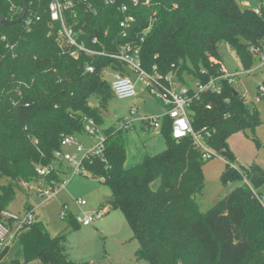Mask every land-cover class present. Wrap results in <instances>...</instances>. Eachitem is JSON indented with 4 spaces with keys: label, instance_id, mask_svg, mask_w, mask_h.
<instances>
[{
    "label": "trees",
    "instance_id": "1",
    "mask_svg": "<svg viewBox=\"0 0 264 264\" xmlns=\"http://www.w3.org/2000/svg\"><path fill=\"white\" fill-rule=\"evenodd\" d=\"M49 1L29 0L19 24H0V223L10 229L14 222L2 213L16 189L41 181L53 189L64 181L65 163L55 157L61 140L85 135L84 117L95 125L101 122L100 112L88 107V97L95 95L105 103L111 93L102 71L124 69L107 57L82 53L72 57L71 49L57 38L59 24L50 20ZM71 1L64 17L80 41L109 54L126 43L138 46L147 72L155 67L162 75L173 73L182 79L189 74L195 82L206 83L224 75L218 54L221 43L234 49L244 71L264 52V7L255 13L240 10L235 0H154L148 7H133L127 0H113L108 6L88 0L97 12L92 15L82 3ZM23 5L24 0H0V15L17 20ZM122 6L126 13L120 11ZM126 16L133 21L120 26ZM93 37L98 46L90 45ZM87 66L93 72H86ZM219 82L221 94H201L191 105L189 118L196 133H209L208 149L229 165L233 156L227 138L253 129L258 116L242 96L234 95L231 84ZM161 129L166 150L144 155L136 166L126 167L123 129L113 127L104 130L101 155L87 156L80 164L81 175L109 188L111 200L106 204L120 210L138 243L134 258L149 264H264V208L256 194L264 190V171L239 166L245 184L202 213L196 202L204 186L202 153L191 137H171L169 119L162 120ZM39 169L46 175H38ZM238 175L228 167L222 178ZM159 176L162 185L154 192L152 184ZM25 208L30 209L28 204ZM64 221L70 231L80 227L72 215ZM66 239L67 231L52 238L43 223L33 220L17 232L14 241L22 259L11 264H88L69 260ZM6 250L0 251V258Z\"/></svg>",
    "mask_w": 264,
    "mask_h": 264
},
{
    "label": "rangeland",
    "instance_id": "2",
    "mask_svg": "<svg viewBox=\"0 0 264 264\" xmlns=\"http://www.w3.org/2000/svg\"><path fill=\"white\" fill-rule=\"evenodd\" d=\"M240 10L258 11L264 7V0H235ZM218 54L222 61V69L226 74H232L231 87L244 102L258 116V124L253 129H245L231 134L227 146L233 156L228 165L221 154L204 161L203 191L196 196L199 211L204 213L216 200L231 192L236 187L245 184V176L241 168L256 166L264 171V98L257 101L258 87L264 83V60H260L264 53L256 55L252 67L244 71V67L237 57L234 49L227 43H221ZM125 67V66H124ZM112 70L107 68L103 75L107 84L111 82ZM125 74L135 87V97L119 100L107 94L105 103L100 104L95 95H90L87 105L90 109L100 112L101 122L96 124L97 133L94 137L82 135L77 138L79 145L84 149L83 154L77 156L79 163L83 155L92 147L99 144L107 128L123 129L126 148V167L138 165L144 155L154 156L162 154L166 148L165 135L159 128L146 127L144 118H156L163 115L159 102L148 92L144 83L137 80L134 72L125 68ZM191 87L195 81L189 74H183L182 79L177 78ZM128 130H124V126ZM63 152L73 154V147L63 148ZM239 164V165H237ZM66 166L64 189L56 187L50 191L51 196L45 197L43 192L49 187L42 181L31 184L28 188L16 189L15 197L7 207V212L22 219L28 209L33 210L34 220L43 223L50 237H57L67 231L66 253L74 263L88 264H149L147 260L137 261L134 254L138 243L132 239V231L126 223L118 208L106 204L111 192L108 187L100 185L96 180L83 175H73V168ZM241 168H240V167ZM228 167L237 170L238 176L230 180H223L222 176ZM264 208V190L256 191ZM86 202V206L79 208L75 200ZM66 206L69 215H77L80 211L92 213L103 207L107 208L101 220L76 231L67 229L66 221L60 218L61 206ZM17 221L13 223V230L18 228ZM22 251L19 243L14 241L0 258V264H11L12 261L21 260Z\"/></svg>",
    "mask_w": 264,
    "mask_h": 264
},
{
    "label": "built area",
    "instance_id": "3",
    "mask_svg": "<svg viewBox=\"0 0 264 264\" xmlns=\"http://www.w3.org/2000/svg\"><path fill=\"white\" fill-rule=\"evenodd\" d=\"M105 6L113 4V0H101ZM128 3L137 7L142 5L148 7L152 5L154 0H127ZM77 3H82L86 13L96 15V10L93 8L92 4L88 0H76ZM73 5L71 0H50L48 3V13L50 20L59 24V29L57 31V38L59 42L66 45L71 49L70 55L72 57L79 56L80 53L85 54L91 57H107L117 62H120L130 71L134 72L137 76V80L145 84L148 92L160 103L163 115L156 118H144L142 121L146 127L159 128L160 121L164 118L169 119L170 128H171V137L175 140H181L186 137H191L195 143L196 148L202 153V159L207 161L216 157L217 155L210 151L205 144V137H209V133H205L203 136L200 133H196L191 125L189 118V110L194 101L200 98V95L203 93H210L214 95H220L222 92V86L220 80H226L228 84H231V79L233 78L232 74H226L220 78H211L206 83L195 82L194 86L191 87L184 83H180L173 73H168L165 75L160 74L156 71L154 67L152 72H147L143 69L140 61V49L138 46L132 44H124L118 48V50L109 54L104 50H97L94 48L87 47L83 41H80L78 38V32H75L71 25L67 24L65 20L64 13L67 9L71 8ZM121 12L126 13L127 7L122 6L120 8ZM258 13V11H255ZM133 21L132 16H126L124 20L120 23V26H125L129 22ZM142 41V40H141ZM92 47L98 46L99 41L96 37H93L90 41ZM9 48V47H8ZM10 47L9 49H11ZM264 53V52H263ZM262 54V53H260ZM260 60H264L263 56ZM86 72H93V67L87 66L85 68ZM105 70L102 71V76L104 75ZM110 93L113 97L119 100L131 99L135 97V87L130 79L119 71H112L111 82H110ZM261 98H264V86L260 85L258 87V97L257 101ZM209 109V106L206 107ZM84 123V133L89 137H94L97 133L96 125L92 119L83 118ZM124 130H128L127 125L124 126ZM202 132L204 130H201ZM102 141L103 138L99 141V144L90 148L81 158V160L87 156L98 157L102 152ZM73 147L74 153L67 154L63 152V148ZM84 149L79 145L76 136L69 135L65 136L60 143V150L55 153L56 159L62 161L63 163L70 165L73 168V175L83 174L81 168V160L79 163H76L77 156L83 154ZM47 171L45 169H39L37 174L40 176L46 175ZM103 180V179H101ZM66 186L65 181H63L58 186H55L53 189L46 190L43 192L45 197H50V191H53L56 187L64 189ZM260 198V202H261ZM75 204L81 208L86 206V202L80 199L75 200ZM107 208L103 207L99 210H96L90 214L80 211L79 214L73 215L74 222L80 227H86L98 220H101L102 217L106 214ZM4 218L10 219L13 222L17 221L19 226L16 230L10 229L8 226L0 223V251L5 248H8L15 240L16 234L22 227L29 225L33 222V210L28 209L25 216L22 219H19L9 212L2 213ZM60 218L65 220L69 214L66 206H61Z\"/></svg>",
    "mask_w": 264,
    "mask_h": 264
},
{
    "label": "water",
    "instance_id": "4",
    "mask_svg": "<svg viewBox=\"0 0 264 264\" xmlns=\"http://www.w3.org/2000/svg\"><path fill=\"white\" fill-rule=\"evenodd\" d=\"M28 2H29V0H24V5H23V8H22L21 14H20V16H19V18H18L17 20H14V21H7L6 19H4V18L0 15V24H2V25H6V26H7V25H8V26H11V25L19 24V23L23 20V18L25 17V15H26V13H27V11H28ZM233 93H234V95H237V92H236V91H234ZM237 165H239V164H237ZM161 185H162V177L159 176V177L157 178V180L152 184V190H153L154 192H157V191L160 189ZM107 200L110 201L111 198H108Z\"/></svg>",
    "mask_w": 264,
    "mask_h": 264
},
{
    "label": "crops",
    "instance_id": "5",
    "mask_svg": "<svg viewBox=\"0 0 264 264\" xmlns=\"http://www.w3.org/2000/svg\"><path fill=\"white\" fill-rule=\"evenodd\" d=\"M125 68H126V67H124L123 72H122L124 75H126V74H125ZM126 69H127V68H126ZM126 76H127V75H126ZM127 77H128V76H127ZM128 78H129V77H128Z\"/></svg>",
    "mask_w": 264,
    "mask_h": 264
}]
</instances>
